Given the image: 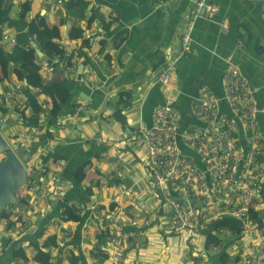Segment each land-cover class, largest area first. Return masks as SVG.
<instances>
[{
	"label": "crops",
	"instance_id": "0c3cea01",
	"mask_svg": "<svg viewBox=\"0 0 264 264\" xmlns=\"http://www.w3.org/2000/svg\"><path fill=\"white\" fill-rule=\"evenodd\" d=\"M24 1L7 0L9 13L0 17L5 33L15 38V28L8 27L7 23L23 16L25 20H31V27L40 35L47 34L53 43L64 45L65 53L66 50L80 49L79 40L68 39L74 18L63 10V2L56 6L49 0H38L35 4L30 0L29 10L25 11ZM86 1L90 3L89 10L103 7V11H99L105 17L108 9L118 17V23L108 34L105 33V51L110 55V63L103 59L95 66L94 85L88 83L82 63L84 60L92 65L90 55L97 47L82 50V60L77 62L75 71L62 67L64 57L61 54L48 59L42 53L46 59H38L44 86L57 82L69 90L67 102L62 104L60 113L53 115L56 122L48 126V122L40 119L39 127H27L17 112L0 111V123H5L2 135L5 137L6 133L14 143L20 133L31 131L32 137L21 141L18 151L25 153L28 160L40 155V163L66 185L62 197L56 199L52 208L42 204L34 214L29 215L27 221L34 225V230L22 233L18 242L31 257L35 249H40L42 236L51 234L59 225L63 204L68 202L79 208L81 220L62 224L65 234H57L60 247L52 254V264H68L64 260L67 252L78 255L79 264H93L90 250L93 251L95 245L96 248L105 247L104 251L108 247L110 255L107 259L110 262L106 259L102 264H137L141 246H134L129 240L130 247L135 249L128 245V249L118 255L121 258L118 262L114 259L117 256L109 241L104 238L103 245L99 246L97 240L103 231V213L109 210L108 205L115 194L122 195L129 190L134 196L145 198L153 212L155 201L149 182H145L148 177L144 166L146 156H142L146 145L138 132L142 125H151L153 108L163 103L172 105L180 112L183 129L195 121L191 111L193 101L203 88H207L218 99L220 114L228 116L230 110L223 98L222 78L226 67L234 64L247 79L256 100L264 137V4L248 0H206L217 4L218 11L211 19L199 17L195 21L190 47L180 52L181 33L195 0H168L162 4L155 0ZM57 9L63 12L62 21L56 14ZM83 21L79 22L81 28ZM223 21L228 23L226 29L222 28ZM120 30H125L128 38L114 48L112 36ZM178 53L170 85L160 84L157 74L166 57ZM109 64L115 67L112 73L105 68ZM18 83L22 89L17 95L24 101L26 115L39 111L44 97L41 88L28 86L25 80L17 82L14 77L0 82V106L7 108V94ZM8 126L16 127L17 131L5 132ZM102 148L105 151L99 157L98 152ZM88 188L92 190V195L88 194ZM101 205L104 208H100ZM126 206L128 204H124L123 208ZM255 211L259 226V221L264 222V200L255 202ZM92 226H95L93 233ZM124 228L128 232L133 231L131 225ZM261 228L264 237V225ZM210 229L208 227L203 231L206 239L213 237ZM157 230L163 233L158 221L156 228L146 230L143 242L147 243L150 239L156 242L155 237H151ZM163 235L166 245L170 244L171 240ZM7 242L4 241L5 247L0 248V264H15L13 243L7 245ZM176 247L172 260L165 258L162 264H175L181 260L182 248L177 241ZM212 259L217 262L214 257ZM157 263L159 260L151 261L148 254L143 257V264Z\"/></svg>",
	"mask_w": 264,
	"mask_h": 264
},
{
	"label": "built area",
	"instance_id": "2783aa9c",
	"mask_svg": "<svg viewBox=\"0 0 264 264\" xmlns=\"http://www.w3.org/2000/svg\"><path fill=\"white\" fill-rule=\"evenodd\" d=\"M49 1L56 6L62 2ZM155 1L162 4L168 0ZM248 1H262L264 4V0ZM93 10H88V17ZM99 10L103 11V7H99ZM217 11L218 5L214 2L194 1L181 33L180 52L190 47L195 21L199 17L211 19ZM105 15L109 20L115 12L108 9ZM87 20L82 23V36L89 38V49H92L98 46L99 38H105V32L99 20L90 24ZM221 25L223 29L228 27L227 21H223ZM0 42L8 46L15 43V38L4 33ZM60 45L64 47L61 43ZM179 54L166 57L157 74L160 84L170 85V75ZM90 56L93 59L92 65L86 64L84 60L82 65L88 83L94 85L95 66L102 63L103 55L94 52ZM80 57L81 55L75 56L68 64L64 56L62 67L75 71L77 62L82 60ZM105 68L109 73L115 70L110 64ZM21 89L22 85L18 83L7 94V110L19 115L22 110L25 113L24 101L17 95ZM222 90L230 110L228 116L220 114L218 99L209 89L203 88L191 108L195 121L183 129L180 125V112L169 103L156 105L152 111L151 125L139 128L138 132L147 148L144 166L155 206L152 212L144 201L145 198L134 196L129 190L122 195L113 196L110 204L115 207L103 213L104 223L101 229L103 232L107 228L113 229V233L107 234L106 239L117 256L114 257L116 261H120L118 255L122 254L129 240L132 241V237L145 232L155 216L163 234L177 237L182 232L185 234L181 242L177 241L182 248V258L175 264H221L219 261H212L218 254L225 255L230 264H264L263 228L258 226L255 211V202L264 200V137L260 129L257 103L247 79L234 64L225 69ZM50 108V99L44 95L39 117L46 123ZM30 137L31 131L20 133L12 144L14 148L10 146L11 149L18 155L21 141ZM40 162V155L26 162L22 161L26 170V182L20 187L18 194L21 197L27 196L28 199L25 205H14L12 220L17 226L9 231H14L17 235L13 240H8L7 245L10 242L13 247L20 245L18 237L26 231L34 230V225L27 221L29 215L34 214L42 204L52 208L56 199L62 197L64 187L66 188L59 177ZM124 204L131 207L125 210ZM160 210L162 212L158 214ZM0 224L5 227L7 221L1 219ZM127 225H131L133 231L128 232L124 228ZM208 227L211 228L210 232L213 231V237H205L201 248L200 239L196 235L205 236L203 231ZM226 237L230 240L226 241ZM2 244L0 248L5 247ZM104 248L94 249V252L102 251L109 258L108 247L105 251ZM47 250L53 254L57 248L50 247ZM92 259L93 264H98L93 256ZM50 262H54L53 256ZM115 263L117 262L112 264ZM16 264L22 262L19 260Z\"/></svg>",
	"mask_w": 264,
	"mask_h": 264
},
{
	"label": "trees",
	"instance_id": "16d2710c",
	"mask_svg": "<svg viewBox=\"0 0 264 264\" xmlns=\"http://www.w3.org/2000/svg\"><path fill=\"white\" fill-rule=\"evenodd\" d=\"M63 2V10L66 13L74 18L73 24L70 27L68 32V39L70 41H80L81 44L79 45L80 49L68 50L67 53L64 52L62 46L60 44L53 43L49 37V35L42 33L41 35L37 32L34 28L31 27V20L27 21L24 17H18L17 19H12L7 23L8 27L15 28V43H13L9 47H5L0 42V82L4 80H9L10 78L14 77L17 82H21L23 80L26 81L28 86H32L33 88H41L40 92H42L45 96L50 99L51 108L48 115V123L47 125L50 126L55 123V116L60 113L62 104L67 102L69 96V90L60 83L52 82L51 85H45L43 82V78L41 76V63L38 59V56L35 52L34 47L31 46L30 41L33 40L36 46L41 50V52L48 58L53 59L54 56L60 55L65 56L67 59L68 64H70L71 60L78 55H82V50L86 48H90L89 38H83L82 33L83 30L79 26V22L85 19H88V23L90 24L94 20H99L101 23L102 30L108 34L112 27L118 23V17L115 14L111 19L107 20L106 17L99 11L98 8L94 9L91 15L88 17V10L90 3L86 0H62ZM23 7H25V11L29 10L30 0H25ZM10 4L7 0H0V17L5 16L9 13ZM62 10L57 9L56 14L59 15L60 20H63ZM62 23V22H61ZM60 23V24H61ZM56 28V26H55ZM125 30H120L113 34V46L117 48L122 41L128 38V35L125 34ZM5 33L2 24L0 23V40L2 35ZM106 36L105 38L98 39V46L95 49V52L98 54L103 55V59H105L108 63H110V55L105 50L106 47ZM24 87V86H23ZM0 111L5 112L7 111L6 107L0 106ZM21 121L24 123L25 126L29 127H39L40 125V117L38 112H33L31 115L27 116L24 111L22 110L21 113ZM50 134V132H49ZM105 151V148H102L101 151L99 150L98 156L100 157L101 153ZM20 159L26 162L28 160V156H25V153H22L21 150L18 152ZM89 195H92V190L90 188L87 189ZM264 195V193H263ZM28 197H19L18 201L19 204L25 205L27 203ZM115 205L110 204L108 205L109 210H112ZM131 206H126V210H128ZM100 208H104V205H101ZM13 209L14 205L7 206L5 212L3 213L2 219L7 221V225L5 228L10 230L17 226L12 220L13 217ZM79 208L75 206L73 203L65 202L62 207L61 215L59 217V225L56 226L55 230L52 231L51 234L42 236L41 246L40 249H35V253L29 257L25 251V248L20 244L16 245L12 249V256L15 261H21L22 264H27L31 262V264H52L50 262L52 253L48 251L50 247H60V240L57 237L59 232L65 234V230L62 226L63 223L69 221H80L81 215L78 213ZM162 211L160 210L158 214ZM158 218L154 217L152 220L149 228L153 229L157 226ZM264 222L259 221V227H263ZM217 226V225H215ZM220 225H218V228ZM217 228V229H218ZM237 230V228H236ZM107 231H102L99 239L97 240V244L99 246L103 245V239L106 238ZM229 241L230 238L225 239ZM217 238L215 237V241ZM7 242V241H5ZM6 244V243H5ZM98 246V247H99ZM97 247L95 245L94 249ZM46 249V250H45ZM99 249V248H96ZM91 256L95 258L98 264L104 263L107 259V256L99 252H94L92 249L90 250ZM226 256L223 254H218L214 258L219 261L221 264H230L229 260L225 258ZM64 260L68 262V264H79V256L74 255L70 252H67L64 256Z\"/></svg>",
	"mask_w": 264,
	"mask_h": 264
},
{
	"label": "rangeland",
	"instance_id": "374dc122",
	"mask_svg": "<svg viewBox=\"0 0 264 264\" xmlns=\"http://www.w3.org/2000/svg\"><path fill=\"white\" fill-rule=\"evenodd\" d=\"M37 1L38 0H33V4H35ZM7 131L9 133H15L17 131V128L16 127H9L8 126L7 129L5 130V132H7ZM5 137H6L5 139L7 140L8 144L12 148H14L13 145H12L13 143L11 142V139H9L7 137V134L6 133H5ZM18 149H20V148H18ZM18 149H16V150H18ZM142 156L143 157L144 156L147 157V151H146V148L145 147L142 150ZM146 157H145L144 161L146 160ZM146 181H149V176L146 178L145 182ZM17 197H21V195L17 194ZM96 210H98V207L96 208ZM94 231H95V226H92V233ZM106 231H107V234L110 235L111 232L113 231V229L112 228H107ZM119 231H121V229H119ZM0 234H1V237H0V245L4 241L13 240L16 237V235H17L14 231L7 230L2 224H0ZM146 234L147 233L145 231V232H141V233L135 235L134 237H132L133 245L134 246H139V247L141 246L139 248L138 254H137L138 261H139L137 264H143V257L146 254H148V258H151V261H153V262H155V261L157 262L159 260V263H157V264H162L165 258H169V259L172 260V256H173V254L177 250L176 241L181 242L184 239V236H185V234L183 232L180 233V237L172 236V235H167V237L171 240V242H170V244H167L166 245V243H165V236L163 235V233L159 232L158 230L155 232L154 236L151 237V238H154L155 237L156 242L155 241H152V239H150L147 243H144L143 242L144 241L143 239H145V237H146L145 235ZM196 237L200 239L199 240V246L201 248H203L204 238L205 237L204 236H200L198 234L196 235ZM108 240H109V238H108ZM128 245H129V243L127 244L126 248L128 247ZM130 246H132V245L130 244L129 247ZM130 248L132 249L134 247H130ZM153 249H154V251L152 252ZM112 250H113V248H112ZM122 253H123V250H122ZM159 256H161V258ZM107 261L110 262V259H107Z\"/></svg>",
	"mask_w": 264,
	"mask_h": 264
},
{
	"label": "water",
	"instance_id": "95a60500",
	"mask_svg": "<svg viewBox=\"0 0 264 264\" xmlns=\"http://www.w3.org/2000/svg\"><path fill=\"white\" fill-rule=\"evenodd\" d=\"M34 47L38 57L46 59L39 48L35 46V42H30ZM82 65L79 67L81 73ZM35 112H40L35 111ZM5 127V123H0V221L7 206L19 204L17 194L20 187L26 182V170L22 164L21 159L18 157L5 137L2 135V130ZM1 237V234H0Z\"/></svg>",
	"mask_w": 264,
	"mask_h": 264
},
{
	"label": "clouds",
	"instance_id": "9594fccd",
	"mask_svg": "<svg viewBox=\"0 0 264 264\" xmlns=\"http://www.w3.org/2000/svg\"><path fill=\"white\" fill-rule=\"evenodd\" d=\"M19 198V197H18Z\"/></svg>",
	"mask_w": 264,
	"mask_h": 264
}]
</instances>
